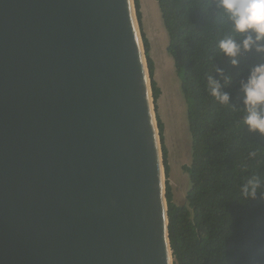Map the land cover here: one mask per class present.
Masks as SVG:
<instances>
[{"label": "water", "instance_id": "water-1", "mask_svg": "<svg viewBox=\"0 0 264 264\" xmlns=\"http://www.w3.org/2000/svg\"><path fill=\"white\" fill-rule=\"evenodd\" d=\"M135 0H0V264H176Z\"/></svg>", "mask_w": 264, "mask_h": 264}, {"label": "trees", "instance_id": "trees-1", "mask_svg": "<svg viewBox=\"0 0 264 264\" xmlns=\"http://www.w3.org/2000/svg\"><path fill=\"white\" fill-rule=\"evenodd\" d=\"M157 1L169 36L167 50L181 79L192 135V162L184 166L191 181L187 203L174 200L173 186L167 181L169 232L176 264H264V134L249 131L243 123L240 86L250 66L264 63V52L242 49L234 58L222 52L220 40L233 37L241 42L242 36L216 6L218 0ZM135 3L141 22L140 0ZM142 35L157 99L161 89L154 79L155 61L150 41ZM232 59L238 64L234 66ZM209 74L220 82L222 92L230 94L228 105L211 95ZM223 77L232 79L225 84ZM158 124L164 141V123L159 120ZM162 147L168 176V150L164 143ZM254 177L259 187L252 198L244 189Z\"/></svg>", "mask_w": 264, "mask_h": 264}, {"label": "rangeland", "instance_id": "rangeland-1", "mask_svg": "<svg viewBox=\"0 0 264 264\" xmlns=\"http://www.w3.org/2000/svg\"><path fill=\"white\" fill-rule=\"evenodd\" d=\"M157 9L155 15L154 8L147 6L148 15L150 12L151 16L148 18L151 33L145 31L142 4V20L139 24L141 32L150 41V55L156 67L154 79L161 89L159 98H154V106L157 121L161 120L164 123V141L161 140V142L168 150L171 166L170 174L165 175V180L173 186L174 200L183 204L187 203L186 195L191 188V181L184 166L192 162V135L189 129L188 106L181 89V79L176 72L175 60L167 50L169 36L163 23L160 7L157 6ZM159 19L160 22H158Z\"/></svg>", "mask_w": 264, "mask_h": 264}, {"label": "clouds", "instance_id": "clouds-1", "mask_svg": "<svg viewBox=\"0 0 264 264\" xmlns=\"http://www.w3.org/2000/svg\"><path fill=\"white\" fill-rule=\"evenodd\" d=\"M216 6L222 9V14H226L234 32L242 36L241 42L233 37L220 40L219 48L224 54L234 58L242 49L245 52L252 49L264 52V0H218ZM231 63L235 66L238 60L232 59ZM223 79L228 84L232 78ZM207 81L211 95L221 104L228 105L230 94L221 91L220 82L210 74ZM240 86L244 94L243 123L248 126L249 131L258 130L264 134V63L250 66L247 79H242ZM250 155L255 156V153ZM248 185L250 188L245 186V194L255 198L259 180L254 177Z\"/></svg>", "mask_w": 264, "mask_h": 264}, {"label": "crops", "instance_id": "crops-1", "mask_svg": "<svg viewBox=\"0 0 264 264\" xmlns=\"http://www.w3.org/2000/svg\"><path fill=\"white\" fill-rule=\"evenodd\" d=\"M151 3H152V5H151ZM141 4L143 6V12H144V24H145L144 26H145V31L148 32V33H151L150 32V28L151 27H150V25L148 23V18H151V16H150V12H149V15H148L147 6L148 5L152 6L154 8L155 15H156V11H157V8L156 7L159 6V3H158L157 0H141ZM158 22H160V19H159Z\"/></svg>", "mask_w": 264, "mask_h": 264}, {"label": "bare ground", "instance_id": "bare-ground-1", "mask_svg": "<svg viewBox=\"0 0 264 264\" xmlns=\"http://www.w3.org/2000/svg\"><path fill=\"white\" fill-rule=\"evenodd\" d=\"M153 2V1H152ZM149 3V2H148ZM151 5H152V3H151ZM157 8V7H156ZM150 10V9H149ZM157 11H158V9H157ZM142 33V32H141Z\"/></svg>", "mask_w": 264, "mask_h": 264}]
</instances>
